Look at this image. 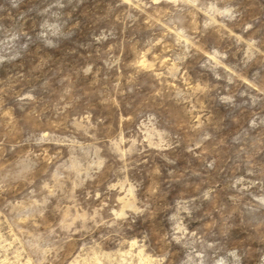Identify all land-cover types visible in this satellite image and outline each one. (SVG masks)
Returning a JSON list of instances; mask_svg holds the SVG:
<instances>
[{
  "label": "rangeland",
  "instance_id": "1",
  "mask_svg": "<svg viewBox=\"0 0 264 264\" xmlns=\"http://www.w3.org/2000/svg\"><path fill=\"white\" fill-rule=\"evenodd\" d=\"M0 264H264V0H0Z\"/></svg>",
  "mask_w": 264,
  "mask_h": 264
}]
</instances>
